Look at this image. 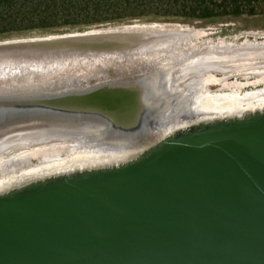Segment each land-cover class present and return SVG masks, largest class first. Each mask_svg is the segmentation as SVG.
<instances>
[{
    "label": "water",
    "instance_id": "1",
    "mask_svg": "<svg viewBox=\"0 0 264 264\" xmlns=\"http://www.w3.org/2000/svg\"><path fill=\"white\" fill-rule=\"evenodd\" d=\"M123 30L15 42L0 54L71 59L140 51L147 43L141 32ZM145 76L32 97L2 91L0 123L92 116L109 126L112 137L124 135L121 146L136 143L156 118L143 117ZM0 264H264V109L194 124L124 163L48 176L1 193Z\"/></svg>",
    "mask_w": 264,
    "mask_h": 264
},
{
    "label": "rangeland",
    "instance_id": "2",
    "mask_svg": "<svg viewBox=\"0 0 264 264\" xmlns=\"http://www.w3.org/2000/svg\"><path fill=\"white\" fill-rule=\"evenodd\" d=\"M253 12L254 14L252 15L243 14L236 17L225 16V17H217L207 20H191V19L186 20L185 18H179V17H170V16L162 17L161 15L166 13L164 12L163 9H161L158 10L157 12L154 11L145 12V14L150 16V18L146 17L140 19L126 20L123 22L97 24L82 29L66 28V29L53 30V31L36 30V31L23 32V33H15L0 37V42L22 40V39H34V38H41L47 36H59L69 33H81L93 29L109 28V27H115L117 25L121 26V25L132 24L131 21H136L139 23L165 22V23H179L181 25H187L195 29L197 28V30H199L200 36L199 38L196 39V41L193 44L197 45L200 48H203L204 45L207 46L208 43H212L213 46L207 49V52L211 53L214 50L213 49L214 46H220L229 43L234 46L237 44L238 45L243 44V42L245 43V41L254 42V40L257 42L258 41L263 42L264 41V36H263L264 35V0L254 4ZM259 34L262 36H260ZM230 51L233 52L234 49L233 48L232 50L229 49L228 52ZM217 52L219 51L217 50ZM154 53L156 54L155 58H154ZM157 54L159 56H157ZM239 59L240 58H238V60ZM185 65L186 64H184L183 66ZM162 67L166 69L171 68L172 72L177 69L176 63L173 61L171 62V60L167 59L164 52L162 53V51L159 50L155 51L154 49L150 51H142V52L132 51L124 54L102 51L99 53L84 54L82 56L71 59L36 58L34 60L27 62L26 64H20V63L18 64V63L10 62L9 59L4 61L0 60V94L2 95L4 93L6 95H12V94L18 95V93L23 92V97H32V95L36 96V94L41 93L40 91L43 92H47V91L57 92L63 90L88 91V90L101 88L109 84L122 82L135 75L140 76L148 72H153L159 68L164 69ZM247 68L248 66L243 68L244 75L240 74L239 76H237V78L229 77L228 79L223 78V76L220 75L218 76L216 74H212L210 72L205 71V73H203L202 78L205 79V81H210L211 78L210 81L211 83H209V85H206V87H204L203 90L206 93H211V92L219 93L220 91H228V90L232 92L234 89H236L235 87L237 88L239 87V85H237L238 83L240 84L242 83L241 85H243V83L246 84L248 82H252L253 80L257 79L258 78L257 76L248 75L250 73H253V70L249 69V71H246ZM214 78L223 79V80L225 79L226 80L225 82L226 83L228 82L230 85L228 86L221 85L218 82H215ZM213 81L215 83H212ZM178 84L180 85V87L186 86V84L184 85V83H178ZM15 87L17 88L16 90L13 89ZM222 87H224V89ZM239 89L240 90H238V92L239 91L245 92L252 90V88L250 87L242 88V89L241 87H239ZM1 90L2 91L4 90L3 93ZM171 102H172L171 98L167 100L164 99L163 101L159 102L160 104L157 109L159 115L160 112L167 110V112H165L166 118H164V121L165 119L168 120V117H172V115H174V113L171 112L172 111L171 108H173L171 107ZM98 120L99 119H95L92 116H87L85 118L82 117V119H79V117L56 118V117H50V115H46V116L44 115L40 117H36V116L28 117V118L20 119L18 121L14 120L8 123H0V150L3 149L2 151H0L1 153L3 152L2 154L0 153L1 154L0 167L2 168L0 169V178L2 179V180L0 179V181L7 183V181L12 179L13 177L18 176L19 173L21 174L22 172H25L28 169H30L29 168L30 166L31 169L36 167L37 163L41 166L45 164V161L46 162L48 161L46 164L53 163V161L62 162V160H64L63 158L69 157L68 153H71V150L75 149V146L77 147L79 146L80 147L79 149H83L85 147L84 151H86L87 147L90 148L87 150L93 149V151H97L101 149L100 151H102L103 150L102 148L106 147V145L101 146V145L89 143L88 146H86V144L83 146L82 144H84L83 141H85V139L82 141L80 140L81 134H79L78 132H73L71 128L70 131H66V129L64 128L66 126L68 127L80 126L81 128H90V129L96 128L97 125L102 124L101 121ZM154 126L155 125H153L152 128H150L151 130L147 131L148 137H150V133H154L155 130ZM103 127H105L103 133L106 134L107 131L108 133H110L111 129L108 128L109 127L108 125H105ZM54 128L57 129L53 130ZM77 138L78 139L80 138L79 139L80 141ZM19 139H22V142H24L25 144L19 145L17 143L11 145L13 141ZM106 139L107 138H105V141ZM86 140H90V139L88 138ZM57 141H59V143H57ZM130 141L131 144H135L134 139H131ZM29 142L34 146L30 145ZM109 142H111V140H107L106 144ZM50 143L51 145H49ZM52 143L56 144L54 145L55 147L53 146ZM62 143L63 145H61ZM73 143L74 145H72ZM136 143H139V141H137ZM20 146L22 147L19 149L18 147ZM29 146H31V148ZM8 148L12 149V152L11 150L9 152ZM14 150H17V152L13 153ZM5 151L9 154H7ZM47 157L50 161L47 159ZM55 158L57 160H55ZM18 161H19V165H18ZM23 163L25 164L22 165ZM10 165L11 166L13 165V167H11ZM21 165L22 167H20ZM106 165H111V164L105 163V164H98L96 166L90 165L88 166V168H94V167H100ZM85 168H87V166H85ZM17 172L18 174L16 175ZM10 176L11 178H9ZM6 183H3L4 186L0 185L3 186L2 188L0 187L1 188L0 193L10 188L9 187L10 185H5Z\"/></svg>",
    "mask_w": 264,
    "mask_h": 264
},
{
    "label": "bare ground",
    "instance_id": "3",
    "mask_svg": "<svg viewBox=\"0 0 264 264\" xmlns=\"http://www.w3.org/2000/svg\"><path fill=\"white\" fill-rule=\"evenodd\" d=\"M122 26L124 28L123 31L125 32H131V33L141 32L139 33V35L141 34L142 35L139 38L141 40L147 41V43L140 48V52L150 51L152 49H154L155 51L159 50L162 51V53L164 52L167 59L171 60V62L173 61L176 63L177 69L175 71L172 72L171 68L166 69L162 67L164 69L159 68L153 72L146 73V76L142 80V83L145 85L147 89L144 92V94L141 95L140 104L144 108L143 117L145 115H148L147 117H152V116L154 117L156 115V118L153 120V122L152 123L150 122L151 124H149L150 125L149 130H151L150 128H152V126L155 125L154 133H150V137L144 135V137L142 138V140L139 141V143H135L133 145L128 143V145L124 144L123 146H121L122 143L124 142L123 141L124 135L121 134L120 137H112L111 134L108 132H106L105 134L103 133L105 127H103L102 124L101 125L99 124L96 126V128H91V129L81 128L80 126H72V127L66 126L64 127L66 131H70L71 128L73 132H78L79 134H81V139L80 138L79 139L81 141L85 139V141H83L84 144H82L83 146L85 144L86 146H88L89 143H92L101 146L106 145V147L102 148L103 149L102 151H100L101 149L99 148H98L99 150L97 151H93V149L87 150L90 149L87 147L86 151H84L85 147L83 149H79L80 148L79 146L78 147L75 146V149L72 148L75 151L71 150V153H68L69 157H67L68 156L67 155L66 156L67 158H63L64 160H62V162L53 161V163L46 164L48 161L47 162L45 161V164L40 166L37 163V166L38 165L39 166L37 167L35 165L36 167L32 169L31 166L30 167L28 166L30 169L27 168L28 169L27 171L22 172L21 174L19 173V175L16 177L12 176L13 178L7 181V183L0 181V185L6 183L5 185H10L9 186L10 188L8 189L10 190L19 187L25 183H28L30 181L43 179L48 176L85 170V166H87L88 168V166L90 165L96 166L98 164H105V163L108 164L115 163L117 165L119 163H124L125 161L137 157L141 152H143L148 147H150L157 141L161 140L165 136L171 135L177 131H182L194 124L212 121L215 119H227L233 117L240 118L246 114L256 111H262L264 109V41L257 42L254 39H252L254 40V42L245 41V43L243 42V44L240 45L237 44L234 46L230 43H229L230 45L229 44L220 45L219 43L220 46H214V48L212 47L214 50L213 52L209 53L207 52V49L213 46L212 43H208L207 46L204 45L203 48H200L197 45L193 44L196 41V39L199 38L200 36L199 30H197V28L195 29L193 27L187 25H181L177 23L148 24V25H145V23H132L121 26L117 25L115 27L122 28ZM109 28H113V27H109ZM93 31H95V29H93ZM93 31L88 33H92ZM69 34L76 35L77 33H73V34L69 33ZM53 38H54L53 36H47V37L34 38V39L5 41V42H0V48H2L3 46H7L9 44H14L15 42L16 43L18 42L19 44H22L23 42L26 41L31 43H36V42L41 43ZM232 48L234 49V51L228 52V50L229 49L232 50ZM217 50L219 52H217ZM7 54H8L7 52H1L0 60L4 61L9 59L10 62H14L18 64L19 63L26 64L27 62L31 61L32 58V56L26 57L28 55L24 56L23 57L24 59L18 56H12L11 58H8L6 56ZM158 54L157 56H159ZM155 55L156 54L154 53V58ZM238 58L240 59L238 60ZM184 64L186 65L183 66ZM247 66L248 68L246 69V71H249V69L253 70V73H250L248 75L257 76L258 78L253 80L252 82H248L246 84L243 83V85H241L242 83L241 84L238 83L237 85H239L241 89L250 87L252 88L251 91L238 92V90H240L239 87L238 88L235 87L236 89H234L232 92L228 90V91H220L219 93H214V92L206 93L203 90L204 87H206V85H209V83H211L210 82L211 78L210 81H205V79L202 78L203 73H205V71L210 72L212 74H216L218 76L219 75L223 76V78L225 79H228L229 77L237 78V76L244 73L243 68ZM225 79L224 80L215 79L214 81L224 86L230 85L228 82L227 83L225 82L226 81ZM214 81L212 83H215ZM178 83H184V85L186 84V86L180 87ZM222 88L224 89V87ZM13 89L16 90L17 88L15 87ZM136 95L138 96V94ZM170 98L172 100L171 107H173L171 108L172 110L171 112H173L174 115H172V117H168V120L165 119L164 121V118H166L165 112H167V110L160 112L159 115L157 109L159 107L160 101H163L164 99L167 100ZM138 104L136 105L137 108H138ZM121 107L122 106L120 105V108ZM146 118H142L140 121H138L140 128L145 123ZM134 128H136V125L130 129L132 130ZM142 128L144 129V126ZM55 129L57 128H54L53 130ZM125 129L127 130V128ZM119 132L121 133V131ZM104 137L107 138L106 141ZM88 138L90 140H86ZM107 140H111V142L106 144ZM17 143L19 145L25 144L24 142H22V139H19L13 141L11 145ZM54 143H52L53 146L56 145ZM57 143H59V141H57ZM49 145H51V143ZM61 145H63V143ZM72 145H74V143ZM21 147L22 146L18 148L20 149ZM29 147L31 148V146ZM2 150L3 149H1L0 151ZM10 150L12 152V149H9V152ZM72 151L75 153H73ZM14 152H17V150H14L13 153ZM55 160L57 159L55 158ZM24 164L25 163H23L22 165ZM18 165H19V161H18ZM22 165L20 167H22ZM11 167H13V165ZM0 169L2 168L0 167ZM18 172L16 173V175L18 174ZM9 178H11V176ZM3 186L0 187L2 188Z\"/></svg>",
    "mask_w": 264,
    "mask_h": 264
},
{
    "label": "trees",
    "instance_id": "4",
    "mask_svg": "<svg viewBox=\"0 0 264 264\" xmlns=\"http://www.w3.org/2000/svg\"><path fill=\"white\" fill-rule=\"evenodd\" d=\"M262 0H0V37L28 31L82 29L97 24L161 16L207 20L252 15Z\"/></svg>",
    "mask_w": 264,
    "mask_h": 264
}]
</instances>
